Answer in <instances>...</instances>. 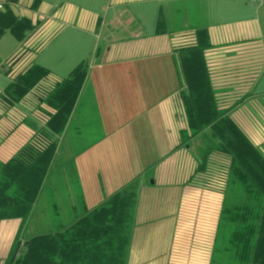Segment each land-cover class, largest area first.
Instances as JSON below:
<instances>
[{
  "label": "crops",
  "instance_id": "crops-1",
  "mask_svg": "<svg viewBox=\"0 0 264 264\" xmlns=\"http://www.w3.org/2000/svg\"><path fill=\"white\" fill-rule=\"evenodd\" d=\"M161 16L165 27L158 33ZM12 19L25 22L17 29L23 40L8 28ZM64 27L73 30L71 43L83 49L90 71L55 160L51 197L62 201L54 187L63 175L66 201L47 206L55 217L47 224L73 221L132 185L128 264H248L251 240L244 237L246 249L238 251L243 240L232 232L253 228L228 217L238 213L242 196H254L239 188L230 159L219 153L196 174L194 149L181 137L187 88L175 52L193 44L198 30L207 31L205 61L218 108L264 155V0H6L0 77L10 83L34 65ZM32 119L31 106L5 109L0 103V162L32 140ZM215 165L217 175L211 173ZM46 199L35 209L39 228ZM19 226L0 223V247L8 227L12 246Z\"/></svg>",
  "mask_w": 264,
  "mask_h": 264
},
{
  "label": "trees",
  "instance_id": "trees-1",
  "mask_svg": "<svg viewBox=\"0 0 264 264\" xmlns=\"http://www.w3.org/2000/svg\"><path fill=\"white\" fill-rule=\"evenodd\" d=\"M23 24L22 20L12 19V25H8L20 40L24 34L19 35L17 29ZM164 27L161 16L158 33ZM206 32L198 30L193 44L175 52L180 79L187 88L182 95L187 130L182 131L181 137L191 149L195 141L201 144L193 150L198 173L205 170L211 154L219 153L230 159L232 172L239 177V188L253 194L252 200L242 196L238 213L227 217L231 222L253 228L232 233L241 240H251L247 247L248 264H264V155L218 108L205 61V52L210 48ZM89 67V60L82 61L67 78L57 79L51 71L32 65L13 75L0 97L5 109L28 102L35 103L38 110L32 109V140L11 160L0 162V223L20 221L10 252L0 264H128L135 199L132 185L93 210H85L73 221L57 220L44 224L48 226L43 230L34 225L38 219L35 209L41 198H52L50 188L60 138L86 85ZM245 245V240L240 241L236 249L243 251Z\"/></svg>",
  "mask_w": 264,
  "mask_h": 264
},
{
  "label": "rangeland",
  "instance_id": "rangeland-1",
  "mask_svg": "<svg viewBox=\"0 0 264 264\" xmlns=\"http://www.w3.org/2000/svg\"><path fill=\"white\" fill-rule=\"evenodd\" d=\"M74 1V0H73ZM78 2L82 1V0H77ZM101 1V0H100ZM73 32V30L71 28H65L63 30L62 35L57 39L54 40L50 46H47V48L45 49L43 54H40L37 56V58L34 60V65H42V66H48L49 69H51V71L62 78H67L68 75L76 68L78 67V65L81 63L82 59L85 57L86 54H84V51L81 47L78 46H74V44L72 45V41L70 40V34ZM96 41V40H95ZM104 42L101 43V45H103ZM46 61V62H45ZM5 85H8L9 80L6 79L5 77H0V83L2 84V82H5ZM31 105V110L33 108H35V111L37 112V108L35 107V103L33 105L30 103H26L25 106H29ZM33 106V107H32ZM45 110V109H44ZM40 115H42L41 111L39 112ZM36 117V116H35ZM38 122H40L39 119H37ZM193 149H195L196 146L199 145V147H201L200 143L195 141L193 143ZM68 159L67 161H63L60 160V165H61V169L62 170L64 168V165L66 163H68ZM65 163V164H64ZM59 164V163H58ZM212 170V174H216L217 175V171H218V166H211L210 167ZM60 172V171H58ZM70 176V172H69V166H67V171H64V173H66ZM57 174V172H56ZM196 174L202 175V173H198V171L196 172ZM58 175V174H57ZM60 175V174H59ZM71 177V176H70ZM64 178L63 175L59 176L57 179L55 178V187L54 189L57 187V193H61L62 198H61V202L66 201L65 197H64V193H66V189L64 184L62 183V179ZM68 179L69 178H65ZM56 193V191H54ZM61 202L59 199L57 198H49V201L46 199V202H44V210L46 211L44 217V220H46L44 222V224H47V222L50 221V219H52V208L47 207V206H52L53 204H58L61 205ZM47 207V208H46ZM42 225V228L40 229H44L45 227H47L48 225ZM5 233H3V238L1 239V247H0V261H2L3 259H5V257H7V254L11 248L10 246V238H9V227L7 229V231H4ZM7 232V233H6ZM3 254V255H2Z\"/></svg>",
  "mask_w": 264,
  "mask_h": 264
},
{
  "label": "built area",
  "instance_id": "built-area-1",
  "mask_svg": "<svg viewBox=\"0 0 264 264\" xmlns=\"http://www.w3.org/2000/svg\"><path fill=\"white\" fill-rule=\"evenodd\" d=\"M6 5V0H0V12L4 11Z\"/></svg>",
  "mask_w": 264,
  "mask_h": 264
}]
</instances>
